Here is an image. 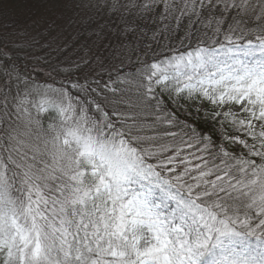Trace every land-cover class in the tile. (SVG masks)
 I'll list each match as a JSON object with an SVG mask.
<instances>
[{
  "label": "snow or ice",
  "instance_id": "6c2138e0",
  "mask_svg": "<svg viewBox=\"0 0 264 264\" xmlns=\"http://www.w3.org/2000/svg\"><path fill=\"white\" fill-rule=\"evenodd\" d=\"M14 6L0 264H264V0Z\"/></svg>",
  "mask_w": 264,
  "mask_h": 264
},
{
  "label": "rangeland",
  "instance_id": "374dc122",
  "mask_svg": "<svg viewBox=\"0 0 264 264\" xmlns=\"http://www.w3.org/2000/svg\"><path fill=\"white\" fill-rule=\"evenodd\" d=\"M15 3H16V0H4V3L0 4V8L14 12V11H16V8L14 6ZM185 30L186 29L184 27H181V29H179L178 31L163 33L156 40H153L151 38L152 32L149 31L148 35L145 38L141 47H143L144 45H147V44H151L153 50L157 54L167 55V52H169V49H171L173 47H179L180 37L184 35ZM187 43L188 42L185 41V44H187ZM151 58H152L151 52H149L147 56H144L143 54H141V56H140L141 60H148L149 62H151ZM133 65L136 67L139 66L137 56H135V55H133L131 57L130 63H126L124 71H133L134 70ZM105 79H106V77H105Z\"/></svg>",
  "mask_w": 264,
  "mask_h": 264
},
{
  "label": "trees",
  "instance_id": "16d2710c",
  "mask_svg": "<svg viewBox=\"0 0 264 264\" xmlns=\"http://www.w3.org/2000/svg\"><path fill=\"white\" fill-rule=\"evenodd\" d=\"M167 54H170L169 52H167ZM165 55V54H164Z\"/></svg>",
  "mask_w": 264,
  "mask_h": 264
}]
</instances>
